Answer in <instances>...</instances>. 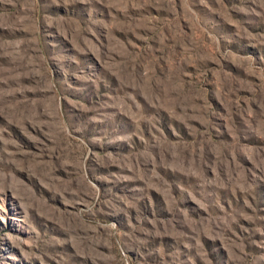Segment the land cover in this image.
<instances>
[{"label": "rangeland", "instance_id": "374dc122", "mask_svg": "<svg viewBox=\"0 0 264 264\" xmlns=\"http://www.w3.org/2000/svg\"><path fill=\"white\" fill-rule=\"evenodd\" d=\"M0 264H264V0H0Z\"/></svg>", "mask_w": 264, "mask_h": 264}]
</instances>
